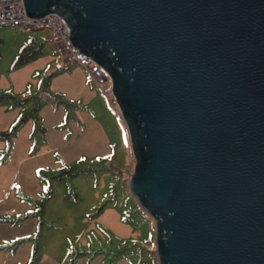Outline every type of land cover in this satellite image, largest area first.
Listing matches in <instances>:
<instances>
[{
    "label": "water",
    "instance_id": "water-1",
    "mask_svg": "<svg viewBox=\"0 0 264 264\" xmlns=\"http://www.w3.org/2000/svg\"><path fill=\"white\" fill-rule=\"evenodd\" d=\"M111 76L160 264H264V0H23Z\"/></svg>",
    "mask_w": 264,
    "mask_h": 264
},
{
    "label": "rangeland",
    "instance_id": "rangeland-1",
    "mask_svg": "<svg viewBox=\"0 0 264 264\" xmlns=\"http://www.w3.org/2000/svg\"><path fill=\"white\" fill-rule=\"evenodd\" d=\"M51 35L0 26V264H160L127 123Z\"/></svg>",
    "mask_w": 264,
    "mask_h": 264
},
{
    "label": "built area",
    "instance_id": "built-area-1",
    "mask_svg": "<svg viewBox=\"0 0 264 264\" xmlns=\"http://www.w3.org/2000/svg\"><path fill=\"white\" fill-rule=\"evenodd\" d=\"M0 26L22 27L30 31H51V45L56 46L63 57H69L83 67L90 78L99 85L110 105L119 108L111 76L90 56L74 48L70 38V27L60 16L49 14L41 18H32L28 15L23 0H0ZM57 69H63V65L57 64Z\"/></svg>",
    "mask_w": 264,
    "mask_h": 264
}]
</instances>
